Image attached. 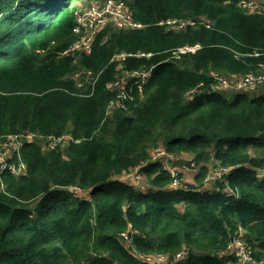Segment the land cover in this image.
<instances>
[{
  "label": "trees",
  "instance_id": "trees-1",
  "mask_svg": "<svg viewBox=\"0 0 264 264\" xmlns=\"http://www.w3.org/2000/svg\"><path fill=\"white\" fill-rule=\"evenodd\" d=\"M74 1L0 0V141L39 135L21 148L25 173L0 170V264H149L139 255L183 250L182 264H237L227 247L240 235L264 264V86L187 96L212 73L264 70V0L257 14L236 0H122L142 28L109 26L91 54L66 55ZM173 19L192 24L161 25ZM186 45L201 48L176 56ZM77 70L88 85L70 77ZM139 70L150 71L142 92L135 79L113 87ZM157 148L174 168L193 159V181L176 169L183 187H173L165 162L152 160ZM139 167L140 184L121 180ZM223 167L230 173L206 187Z\"/></svg>",
  "mask_w": 264,
  "mask_h": 264
},
{
  "label": "built area",
  "instance_id": "built-area-1",
  "mask_svg": "<svg viewBox=\"0 0 264 264\" xmlns=\"http://www.w3.org/2000/svg\"><path fill=\"white\" fill-rule=\"evenodd\" d=\"M236 3L240 9L248 12L249 14L261 13L263 10V2L261 0H236ZM75 28L74 34L77 36V41L70 45L65 51L66 55H74L75 53H84L89 55L93 51V47L99 33L105 28L112 26L119 30H134L140 29L143 25L137 22L133 13L128 6V4L122 0H92L87 6L79 7L77 6L75 11ZM188 24H192L186 20L173 19L168 20L161 25H167L169 29H184ZM201 47L200 45H186L178 49L175 52L176 56L184 55L188 53H195ZM134 56V55H129ZM135 56H145V54H137ZM148 57L150 54L147 55ZM126 57V54H121L118 59L122 60ZM177 58V57H175ZM122 68V67H121ZM120 68V69H121ZM150 75V71H134L124 76L127 78H122L119 81L113 83V87H121L124 89L125 85L128 83V79H135L132 83L133 87H136L139 92H142V88L146 80ZM214 82L206 87L204 83H200L195 88L190 90L187 94L189 98L195 96L198 93L204 94L206 91L228 94L229 92H248L256 93L259 91L261 86H264V70L259 74H249L245 76H237L228 78L226 76L219 75L217 73H212ZM123 92L121 96H125ZM120 105V103L118 104ZM117 107L115 103L110 105V109ZM39 135L32 132H26L20 135H11L5 137L0 141V170L1 172L9 171L12 174L19 176L27 171V166L21 158L20 152L21 148L26 142H30L33 139L38 138ZM66 141V137H50L49 145L51 149L56 148ZM16 154L18 159L16 162H10V159ZM153 161L163 160L165 165L169 168L174 176V181L172 186L175 188L183 187L182 181L178 180L176 170L172 164L177 161L171 154L166 152L162 148H157L151 153ZM182 160V159H181ZM190 165H180L178 163L179 169L181 168L185 172H190L196 163L193 159H189ZM174 169V170H173ZM231 171L230 167H223L217 169L213 174L209 175L206 180V186L210 185L212 182L223 180ZM259 178H264V169L258 172ZM121 180L125 182H130L138 185L143 180L142 167L136 168L129 174L121 177ZM74 192L82 195L79 189H72ZM127 244H130V236L128 233H123ZM227 252L234 255L237 259V264H258L254 259L253 251L248 247L246 241L240 236L235 237L228 245ZM140 259L149 264H182L188 260L189 254L186 250L181 251L172 258L163 254H140Z\"/></svg>",
  "mask_w": 264,
  "mask_h": 264
},
{
  "label": "rangeland",
  "instance_id": "rangeland-1",
  "mask_svg": "<svg viewBox=\"0 0 264 264\" xmlns=\"http://www.w3.org/2000/svg\"><path fill=\"white\" fill-rule=\"evenodd\" d=\"M91 0H75L72 5H78L79 7H84V6H87L89 3H90ZM240 8V7H239ZM175 29H178V28H175ZM180 30V29H179ZM77 57V56H76ZM119 61H121L120 59H117ZM120 69V68H119ZM70 77L77 82L78 86L79 87H84L85 85H88L89 81H90V77L87 75L86 72H84V70H77V71H74ZM126 78V77H125ZM127 79V78H126ZM262 88V87H261ZM263 90V88H262ZM231 93V92H229ZM228 95V94H227ZM175 170L176 169H179L178 167L174 168ZM173 169V170H174ZM192 171L190 172H187V182L189 181L188 178H191L192 176Z\"/></svg>",
  "mask_w": 264,
  "mask_h": 264
},
{
  "label": "crops",
  "instance_id": "crops-1",
  "mask_svg": "<svg viewBox=\"0 0 264 264\" xmlns=\"http://www.w3.org/2000/svg\"><path fill=\"white\" fill-rule=\"evenodd\" d=\"M190 158V156H187V159H189ZM192 176V175H191ZM189 179V182H191V181H193V176L191 177V178H188ZM211 185H213V184H210V185H208V186H206V187H212ZM210 189H212V188H210Z\"/></svg>",
  "mask_w": 264,
  "mask_h": 264
}]
</instances>
